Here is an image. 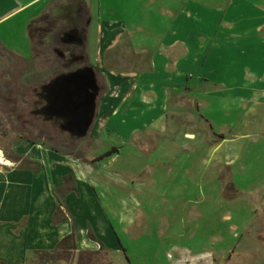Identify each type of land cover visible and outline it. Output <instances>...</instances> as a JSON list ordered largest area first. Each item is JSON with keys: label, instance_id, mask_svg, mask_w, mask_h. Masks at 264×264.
I'll list each match as a JSON object with an SVG mask.
<instances>
[{"label": "crops", "instance_id": "0c3cea01", "mask_svg": "<svg viewBox=\"0 0 264 264\" xmlns=\"http://www.w3.org/2000/svg\"><path fill=\"white\" fill-rule=\"evenodd\" d=\"M56 1L0 0V26L20 18L32 53L28 26ZM251 1H70L74 11L82 7L84 68L104 84L88 134L92 144H100L104 132L134 138L159 130L170 111L187 104L188 88L209 89L189 86L187 75L198 71L211 75L216 97L238 103L246 115L256 106L264 113V0ZM46 107L45 116L62 121ZM91 150L79 157L21 139L10 147L16 158L0 152V264H28L36 252H55L73 234L74 254L101 246L118 251L99 192L108 180L98 162L104 158L94 161L103 154Z\"/></svg>", "mask_w": 264, "mask_h": 264}, {"label": "rangeland", "instance_id": "374dc122", "mask_svg": "<svg viewBox=\"0 0 264 264\" xmlns=\"http://www.w3.org/2000/svg\"><path fill=\"white\" fill-rule=\"evenodd\" d=\"M70 1L57 0L42 15L53 32L34 43L39 56L35 62L9 60L0 53V81L9 83L1 90L6 98L0 100V152L16 158L10 147L24 135L79 157L89 147L92 154L118 149L98 161L108 176L99 192L119 238L118 251L102 246L79 254L59 250L53 258L34 254L28 264H264V113L256 106L249 116L238 103L216 97L205 71L187 75V82L209 89L188 88L181 111H170L159 130L134 138L128 132L122 138L104 132L100 144L90 141L97 98L104 91L96 74L94 117L84 135L64 130V116L72 114L64 105L51 113L62 121L45 116L46 91L40 112L48 122H31L25 128L28 134L14 128L11 115L31 121L35 89L50 84L63 70L62 32L76 25L75 37L81 39L82 12L79 6L74 11ZM23 27L20 18L0 26V43L10 55L29 59L33 50ZM6 71L9 75L3 76ZM15 93L23 95L22 104L15 102Z\"/></svg>", "mask_w": 264, "mask_h": 264}, {"label": "trees", "instance_id": "16d2710c", "mask_svg": "<svg viewBox=\"0 0 264 264\" xmlns=\"http://www.w3.org/2000/svg\"><path fill=\"white\" fill-rule=\"evenodd\" d=\"M80 9V12H82V7H79ZM47 17L46 16H41L40 18H38L37 20L33 21L32 23H30V25L28 26V35H29V38H30V41L32 43V47L35 48L34 46V43L39 40V42H44L45 40V37L47 36V34H49L50 32H53V28L51 27L50 23H49V26H47ZM44 23L45 26L47 27H40V25ZM76 25L75 27L71 26L69 27L67 30H65L64 32H62L61 34V39L59 37V39L61 40V44H62V47L66 49V53L68 55V60H66L65 58V54H60L62 56V62H63V70L62 71H59L57 72L56 74V77L58 76H61V75H67V74H70L80 68H84L87 63H86V59L84 57V50H83V46H84V43H83V40H82V36H81V39H77L75 36H76ZM78 32V31H77ZM82 32V31H81ZM71 37L69 35L73 34ZM78 34V33H77ZM82 34V33H81ZM56 36H54L55 38ZM53 38V37H52ZM57 46H59L58 43H56ZM2 49V47L0 46V50ZM33 50V53H32V62H35V60L37 58H39L38 54ZM59 50L58 47L56 48V50H54L55 53L59 52L57 51ZM61 51V50H60ZM51 52V50H50ZM53 53V51H52ZM10 56V58H9ZM8 57L5 56V58L11 60L13 59L14 61H21L22 63H28L29 61H26V60H23L21 58H18L16 56H12V55H9ZM75 57V56H78L79 58H82V61H73L71 58L72 57ZM9 75V72L6 71L5 72V75L3 76H8ZM8 80V79H7ZM48 83L44 84L43 86L39 87L38 89L34 88L36 91H35V95H36V100L34 101V104L32 103V109L31 111H29V119L31 121H28L27 118L23 117V116H19L17 114L15 115H11L12 117L15 116V122L13 123V126L14 128H18L19 130H22L25 134H28L25 130V128L27 126H29V124H32L31 122L33 121H38L37 119L39 120H42L44 122H48L44 117L42 119V116H41V112L40 110H42L43 106H44V99H43V95H44V87L47 85ZM5 85H9V83H7L6 81L2 82L0 81V100L1 99H5V95H4V92L2 93V89H6L8 87H6ZM29 91V90H28ZM23 95L20 94V93H15V97H14V100L15 102H17V104H22L23 103ZM27 103H25L26 105ZM29 104H27L28 106ZM39 106V108H38ZM38 108V110H37ZM39 122V121H38ZM54 123V121H51ZM36 123V122H35ZM40 123V122H39ZM42 123V122H41ZM44 124V123H43ZM42 124V125H43ZM33 125V124H32ZM25 136V135H24ZM22 136L25 140L27 141H30V142H35L34 140L30 139L29 137H24ZM116 151L115 148H112L111 151H108L106 152L105 154H103L101 157H99V159H102V158H105L107 156H109L110 154L114 153ZM74 234L67 237L65 240L62 241V243L60 244V247L57 251L55 252H49V253H44V252H36L35 254L36 255H39V256H46V257H49V258H53V256H55V254H57V252L59 250H62V251H70L72 249H74Z\"/></svg>", "mask_w": 264, "mask_h": 264}, {"label": "water", "instance_id": "95a60500", "mask_svg": "<svg viewBox=\"0 0 264 264\" xmlns=\"http://www.w3.org/2000/svg\"><path fill=\"white\" fill-rule=\"evenodd\" d=\"M43 89L47 93L49 103L46 113L64 105V109L72 113L64 116L67 118L63 125L64 130H70L69 132L75 135H84L93 121L95 100L98 95L94 73L88 68H81L56 77Z\"/></svg>", "mask_w": 264, "mask_h": 264}, {"label": "bare ground", "instance_id": "6f19581e", "mask_svg": "<svg viewBox=\"0 0 264 264\" xmlns=\"http://www.w3.org/2000/svg\"><path fill=\"white\" fill-rule=\"evenodd\" d=\"M0 160H1V158H0ZM2 161H3V159H2Z\"/></svg>", "mask_w": 264, "mask_h": 264}]
</instances>
